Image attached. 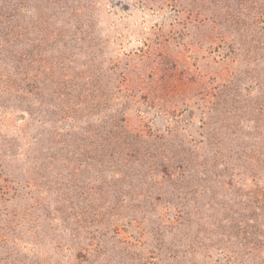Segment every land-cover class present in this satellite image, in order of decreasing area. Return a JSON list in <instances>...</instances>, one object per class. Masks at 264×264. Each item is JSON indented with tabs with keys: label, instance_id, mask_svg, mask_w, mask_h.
Here are the masks:
<instances>
[{
	"label": "rangeland",
	"instance_id": "374dc122",
	"mask_svg": "<svg viewBox=\"0 0 264 264\" xmlns=\"http://www.w3.org/2000/svg\"><path fill=\"white\" fill-rule=\"evenodd\" d=\"M0 264H264V0H0Z\"/></svg>",
	"mask_w": 264,
	"mask_h": 264
}]
</instances>
